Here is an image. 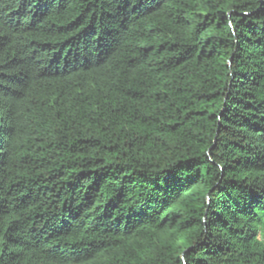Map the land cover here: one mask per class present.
I'll use <instances>...</instances> for the list:
<instances>
[{"label":"trees","instance_id":"obj_1","mask_svg":"<svg viewBox=\"0 0 264 264\" xmlns=\"http://www.w3.org/2000/svg\"><path fill=\"white\" fill-rule=\"evenodd\" d=\"M0 264H264V0H0Z\"/></svg>","mask_w":264,"mask_h":264}]
</instances>
